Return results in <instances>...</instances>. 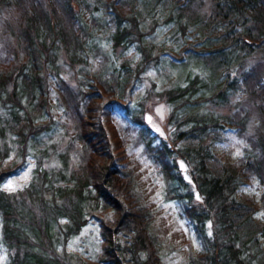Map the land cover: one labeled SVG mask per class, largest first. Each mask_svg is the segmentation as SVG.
<instances>
[{
    "label": "trees",
    "instance_id": "1",
    "mask_svg": "<svg viewBox=\"0 0 264 264\" xmlns=\"http://www.w3.org/2000/svg\"><path fill=\"white\" fill-rule=\"evenodd\" d=\"M130 144L183 200L189 264H264V189L239 197L264 184V0H0L6 264H73L56 246L86 223L99 264H163ZM30 158L27 184L1 188Z\"/></svg>",
    "mask_w": 264,
    "mask_h": 264
},
{
    "label": "rangeland",
    "instance_id": "2",
    "mask_svg": "<svg viewBox=\"0 0 264 264\" xmlns=\"http://www.w3.org/2000/svg\"><path fill=\"white\" fill-rule=\"evenodd\" d=\"M167 74L166 82L173 76V73ZM51 97L50 102H54V95ZM167 111L168 106L166 103L154 102L149 104L146 111L148 123L153 125L155 129L157 128V130H164ZM239 143L238 137L230 132L227 139L220 143L218 155L228 159L235 158L240 152ZM140 147L130 144L126 157H128L129 162L135 168L134 172L136 178L138 177V185L142 190L145 202L152 209L153 220H151V227L155 230L159 240L161 260L163 264H189V255L199 250L200 245L194 237L192 229L186 223L187 218H185L183 212V200L181 197L176 196V189L168 186L164 176L156 170V167L152 166L147 158L148 156H145ZM32 164L33 161L30 158L24 168L20 169L16 174L9 175L4 180L1 188L13 190L27 184ZM263 189V183L251 179L242 185L239 197H250L259 206V195ZM259 210L261 212L260 208ZM260 212L258 211L256 214H258V218L262 219L263 214H260ZM59 220L64 221L65 219L59 218ZM96 234L93 223H86L78 234L70 236L61 244L58 243V246H56L57 251L69 254V261L73 264H99L96 258L98 255ZM8 259H10L9 252L3 242L0 241V264H6Z\"/></svg>",
    "mask_w": 264,
    "mask_h": 264
}]
</instances>
